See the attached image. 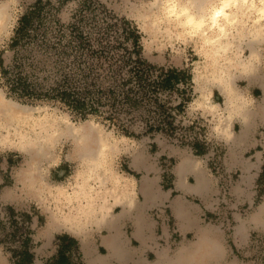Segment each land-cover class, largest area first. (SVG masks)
<instances>
[{"label": "rangeland", "instance_id": "374dc122", "mask_svg": "<svg viewBox=\"0 0 264 264\" xmlns=\"http://www.w3.org/2000/svg\"><path fill=\"white\" fill-rule=\"evenodd\" d=\"M6 1L0 0V4ZM37 1V11L30 17L27 30L15 35L18 20ZM168 1L17 0L9 6L11 20L0 31V94L35 110L31 114L13 112L9 119L12 125L0 129V204L32 216L28 224L34 254L31 264H47L46 256L55 250L61 251L71 264H84L81 244L74 233L64 227L48 228L52 214L63 219L71 208L85 202L73 200L83 182L79 172L86 175V167L74 153L78 134L93 136L95 152L103 150L102 145L107 143L111 153L104 167L108 171L104 174V169H100L98 173L119 177L136 203L132 213L142 206V213L157 222L159 228L169 227L173 240L171 203L184 199L174 171L183 159L190 160L195 168H204L216 181L218 193L213 196L211 221L221 227L227 239L233 233V214L253 211L264 196L263 122L260 118L261 123L248 124L242 130L240 120H234L229 129L237 142L217 138V113L222 112V118L227 113L217 87L204 83L211 76L212 58L200 38L185 33L174 17L170 22L165 18L163 8ZM254 2L259 5V0ZM249 12L242 18L248 30L254 27L257 16ZM133 29L137 30V43H133ZM232 34L236 31L232 30ZM251 39H232L228 57L236 54L250 65L233 82L234 90L241 96L239 101L253 111L263 104L264 42H253L252 56L248 46ZM2 70L8 71L6 76ZM18 70L26 75V88L33 90L32 97L7 95L5 77L13 80ZM196 76L202 78L201 90H197ZM208 92V102L214 107L208 106L205 112L201 104ZM44 127L51 135L46 152L27 166L31 157L20 150L19 144L34 140L37 134L41 135L37 143H42ZM68 131L72 134H66ZM241 133L245 138L238 142ZM243 143L247 159L255 153L262 155L254 205L237 203L231 188L240 173L224 167L227 150ZM204 146L207 152H200L206 150ZM22 174L35 177L32 189L21 181ZM186 181L192 184L195 177L188 176ZM90 184L98 191V182L90 180ZM111 185L109 180V188ZM185 199L200 203L194 196ZM120 210L118 205L111 208L114 214ZM127 218L122 224L123 233H131V219ZM88 229L94 244L100 233L93 226ZM248 241L231 251V259L239 264H264V235L252 232ZM43 246L48 247L47 251ZM8 258L0 246V264H10Z\"/></svg>", "mask_w": 264, "mask_h": 264}, {"label": "crops", "instance_id": "0c3cea01", "mask_svg": "<svg viewBox=\"0 0 264 264\" xmlns=\"http://www.w3.org/2000/svg\"><path fill=\"white\" fill-rule=\"evenodd\" d=\"M256 76L259 77V74ZM208 104L214 107L211 101ZM201 107L205 112L208 111L206 103ZM254 110L250 111L249 107L238 100L235 105L224 108L223 111L227 113L226 117H220L222 112L217 113L220 118L219 128L214 127L217 138L220 141H235L236 138L230 133L229 128L231 122L237 119L240 120L238 121L242 130L247 129L248 124L261 123V120L264 125L262 117L264 114V92L263 104L255 106ZM260 111L261 115H259ZM237 138H240L238 141L240 142L245 137H242L241 133V136ZM245 147L246 144L243 143V146L229 148L226 152L224 167L228 171L240 173L236 185L231 188V194L235 196L237 203H252L254 205L253 193L257 186L259 172L262 169V155L255 153L250 159H247L246 153H244ZM185 160L190 163L189 168L183 173L182 184L178 186L176 183L184 195V199H176L171 203L175 240L172 239L173 235L169 227L163 225L159 228L157 222L155 223L153 219L142 213V206L135 213H132L133 207L129 206L123 214L120 210L116 214L109 212L105 217H97L93 224L85 226L82 233L66 229V231L74 233L80 244H82V240L87 242L89 257L84 254L81 245L84 264H239L236 260L231 259V251L235 247L240 248L249 242L248 237L252 232L264 235V196L257 205L253 206V211L245 214H233V233L229 235L230 239H227L228 235L221 227L211 221L213 196L218 193L216 181L209 176L207 170L201 167L195 168L188 159H183L179 163ZM188 176L195 177V182L188 183L186 181ZM142 192L144 196H147L145 187L142 188ZM185 196H194L200 200V203L190 202L185 199ZM118 206L122 209L121 205ZM127 216H130L129 219H131L129 222L131 223V233L128 230L125 233L122 231V224L128 219ZM91 226L100 233L94 244L89 238L91 231L88 227ZM51 229L49 228V230ZM104 231L105 233H103ZM160 240L169 243L168 247L163 246ZM133 241L137 245H134ZM96 243L105 250V253L99 251ZM111 244L115 246L111 247ZM46 247L43 246L47 251L48 247ZM46 257L47 260L49 259L47 264H63L66 259L65 255L57 250ZM87 258L93 262H88Z\"/></svg>", "mask_w": 264, "mask_h": 264}, {"label": "bare ground", "instance_id": "6f19581e", "mask_svg": "<svg viewBox=\"0 0 264 264\" xmlns=\"http://www.w3.org/2000/svg\"><path fill=\"white\" fill-rule=\"evenodd\" d=\"M16 1L7 0L4 4H0V31L11 20L8 8ZM168 2L169 4L163 8L166 14H164L165 18L170 22V18L174 17L185 33H188L193 38H200L208 48L207 52L209 54L207 55L212 58L210 63H212L213 69L210 71L211 76H207L204 83L217 87L224 97L226 108L235 105V102H238L241 96L238 91L234 90L235 84L233 80L237 77L236 75L241 76L246 72L250 65L239 60L236 54H234V58L228 57V52L232 47L231 40L244 39L250 36L252 39L249 41L248 46L251 48L253 56V42H264V0H259V5H256L254 0H169ZM246 11L257 14L253 20L254 27L249 30L242 20L243 17L247 16ZM232 30L236 31V34H232ZM183 31L181 30V32ZM219 59H222V61ZM252 76L254 77L256 74ZM195 81L197 90H201L202 78L196 76ZM208 94L209 92L206 97L205 95H202V97L209 100ZM204 103H206L207 108L208 106L211 107L208 104L210 101L208 103L203 101L201 105ZM34 110V108L7 100L0 94V129H7L12 125L9 123V119L12 118L13 112L31 114ZM71 128L74 129L73 126ZM43 130H45L46 134L42 136V143H37L41 136L37 134L34 140L26 139L19 144L20 150L31 157V161L27 163V166L33 165L35 158L43 156L46 152V145H48L51 135H48L47 127H44ZM66 134L71 135L72 131H68ZM90 137L78 134V144L74 152L77 158L83 162L84 167H86V175L83 171L79 172L78 176L83 175V182L79 184V189L75 191L76 194L73 200L81 203L82 200H85V202L75 207V209L71 208V212L65 215L63 219L58 217L56 213L52 214L48 228L60 229L64 227L67 230H76L82 233L85 226L93 224L97 217L107 216L113 206L121 205V213L123 214L127 207L134 205L132 196H129L128 190L123 187L119 177L114 175L103 177L104 175L101 176L98 173L100 169H104V174L108 171L104 166L111 149L107 143H104L101 147L103 150L95 152L94 148L96 147L92 141L93 136L91 135ZM189 164L187 160L177 164L175 174L178 186L182 184L183 173L189 168ZM90 180L91 182H98V191H95L96 188L92 187ZM109 180L112 181L111 188H109ZM21 181H23L26 188L32 189L35 177L29 174H22ZM67 198L65 196V200ZM81 245L84 254L89 257L87 242L82 240ZM114 246V244H111V247ZM87 259L88 262H93L89 258Z\"/></svg>", "mask_w": 264, "mask_h": 264}, {"label": "trees", "instance_id": "16d2710c", "mask_svg": "<svg viewBox=\"0 0 264 264\" xmlns=\"http://www.w3.org/2000/svg\"><path fill=\"white\" fill-rule=\"evenodd\" d=\"M39 1L36 2L33 8H30L28 12H25L18 20V25L15 30V35L24 33L29 24L30 17L37 11V6ZM133 36V43L138 42L137 30L133 29L131 32ZM16 38L14 37L13 44H16ZM4 76L8 73L6 70H2ZM16 76L13 80L5 77V89L7 95H12L13 97L23 98L32 97L31 93L33 90H28L26 88V75H22L20 70L16 71ZM64 102L65 100V92ZM116 112L113 113L115 115ZM206 143V142H205ZM205 149L207 148L204 146ZM200 152H207L205 151ZM198 153V152H197ZM2 210L4 214H2ZM32 216L26 212H18L11 206H6L2 208L0 204V246L3 251L8 254L10 264H31L34 259V254L32 252L33 242L31 239L32 232L28 228ZM66 238H68L66 236ZM63 264H71L69 259L66 258Z\"/></svg>", "mask_w": 264, "mask_h": 264}]
</instances>
